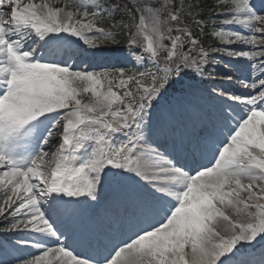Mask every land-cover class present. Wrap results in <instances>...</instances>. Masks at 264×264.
<instances>
[{"label":"snow or ice","instance_id":"1","mask_svg":"<svg viewBox=\"0 0 264 264\" xmlns=\"http://www.w3.org/2000/svg\"><path fill=\"white\" fill-rule=\"evenodd\" d=\"M54 2L0 0V231L35 234L16 243L39 252L17 264H264V14L251 0H217L207 17L205 0ZM209 27L219 47L203 46ZM61 34L123 41L134 67L73 70L56 59L71 58ZM220 52L249 61L251 78L225 63L217 113L162 152L153 109ZM113 186L125 228L82 258L61 241L65 219Z\"/></svg>","mask_w":264,"mask_h":264},{"label":"rangeland","instance_id":"2","mask_svg":"<svg viewBox=\"0 0 264 264\" xmlns=\"http://www.w3.org/2000/svg\"><path fill=\"white\" fill-rule=\"evenodd\" d=\"M219 18L223 19L224 17L220 16ZM237 27L238 26H235V25L230 26L231 30H233L232 28H235V30H237ZM56 142H54V145H55ZM54 148L55 147H53V149ZM2 220H3V218H2ZM25 246L28 248V250H26L24 245H21V244L11 245L10 247H8L7 249H5L3 251L0 250V256L3 257L4 260L8 259V258L15 259V261L13 263H11V264H17V259L16 258H18V257L22 258V257H30L32 255H38V254H34V251H33L34 247H31L30 244L29 245H25Z\"/></svg>","mask_w":264,"mask_h":264}]
</instances>
